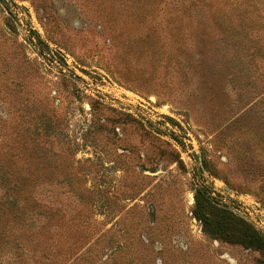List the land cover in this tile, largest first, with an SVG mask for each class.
Masks as SVG:
<instances>
[{
	"label": "rangeland",
	"instance_id": "rangeland-1",
	"mask_svg": "<svg viewBox=\"0 0 264 264\" xmlns=\"http://www.w3.org/2000/svg\"><path fill=\"white\" fill-rule=\"evenodd\" d=\"M264 0H0V264H264Z\"/></svg>",
	"mask_w": 264,
	"mask_h": 264
},
{
	"label": "trees",
	"instance_id": "trees-1",
	"mask_svg": "<svg viewBox=\"0 0 264 264\" xmlns=\"http://www.w3.org/2000/svg\"><path fill=\"white\" fill-rule=\"evenodd\" d=\"M194 212L216 236L258 248L264 257V235L248 221L235 219L232 212L218 206L211 199L207 187L196 188Z\"/></svg>",
	"mask_w": 264,
	"mask_h": 264
}]
</instances>
